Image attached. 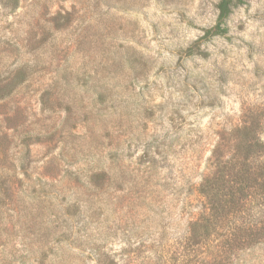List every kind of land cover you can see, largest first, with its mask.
Wrapping results in <instances>:
<instances>
[{
  "label": "rangeland",
  "instance_id": "obj_1",
  "mask_svg": "<svg viewBox=\"0 0 264 264\" xmlns=\"http://www.w3.org/2000/svg\"><path fill=\"white\" fill-rule=\"evenodd\" d=\"M219 1L0 0V264H23L76 202L67 234L87 253L178 264L213 151L233 155L245 126L264 143V0L215 36ZM254 185L237 220L256 230ZM69 252L62 264H96ZM239 254L217 261L264 264V249Z\"/></svg>",
  "mask_w": 264,
  "mask_h": 264
},
{
  "label": "trees",
  "instance_id": "obj_2",
  "mask_svg": "<svg viewBox=\"0 0 264 264\" xmlns=\"http://www.w3.org/2000/svg\"><path fill=\"white\" fill-rule=\"evenodd\" d=\"M19 3L20 0H12V7L16 8ZM244 4L245 0H220L217 5V21L212 34L225 36L232 13ZM232 141L235 153L221 158L218 148L215 149L209 163L210 173L203 178L196 189V192L205 200V207L199 217L192 218L188 222L187 231L182 237L183 246L177 253L178 264H209L211 260L215 262L214 264H233L226 263L227 259H223V263L218 262L217 259L224 257L227 253L231 255L241 253L236 257H245L258 249H264V222H259L261 226L258 227V225L256 230H253L250 223L237 220V216L245 212L246 204L252 196L250 189L255 186L254 183H262L264 196L263 168L253 170L254 161L260 156L257 151H264V143L259 141L252 126L237 128ZM240 152H244L245 155H240ZM225 182L234 183L239 187L235 189L232 186L227 191L223 187ZM51 187L57 186L51 185ZM48 196H51L52 202H59L58 192L42 193V197ZM37 198L40 196L37 195ZM61 205L62 203L60 208L63 207ZM72 207L76 208L80 215L82 214L80 203L65 205L63 219L57 217L52 221L56 224L54 234L48 230L45 243L40 244L36 249L24 251L25 254L21 255L23 264L66 263L73 256L69 251L73 252V250L78 251L84 258L87 256L86 259L93 258L96 264H119L115 258L111 259V256H105L96 249L87 253L81 245L82 238L67 234V231L71 229L68 221L71 218L67 220L65 217L67 211L70 216ZM223 212H226V215H223ZM82 242L85 244L84 241ZM106 260L110 261L105 263ZM170 260L171 258L168 262ZM235 264L262 263L253 259L247 263L244 259Z\"/></svg>",
  "mask_w": 264,
  "mask_h": 264
}]
</instances>
